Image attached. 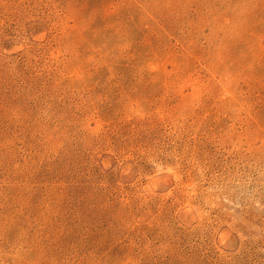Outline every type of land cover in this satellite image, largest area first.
<instances>
[{
    "label": "rangeland",
    "instance_id": "obj_1",
    "mask_svg": "<svg viewBox=\"0 0 264 264\" xmlns=\"http://www.w3.org/2000/svg\"><path fill=\"white\" fill-rule=\"evenodd\" d=\"M0 264H264V0H0Z\"/></svg>",
    "mask_w": 264,
    "mask_h": 264
}]
</instances>
